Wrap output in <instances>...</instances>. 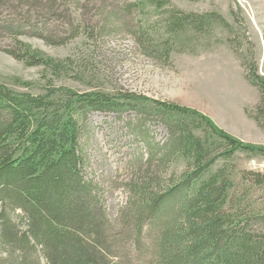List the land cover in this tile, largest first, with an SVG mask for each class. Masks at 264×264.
<instances>
[{
    "label": "rangeland",
    "instance_id": "1",
    "mask_svg": "<svg viewBox=\"0 0 264 264\" xmlns=\"http://www.w3.org/2000/svg\"><path fill=\"white\" fill-rule=\"evenodd\" d=\"M50 1L0 0V84L30 94L95 91L120 102L115 110L87 113L83 141L84 172L97 183L111 223L127 201L125 185L144 173L150 153L160 186L178 181L189 167L184 158L161 157L167 128L142 99L126 104L124 95L196 110L242 143L264 147V122L254 119L260 94L248 79L250 66L264 76V0H158L156 7L141 6L143 0H80L77 6L55 0L52 10ZM112 11L117 18L108 16ZM170 13L208 23L170 33ZM26 48L49 63L9 54ZM219 168L232 182L226 212L264 214V153L236 151L212 171ZM132 252L124 253L131 262L119 264H146ZM135 254L143 256V249Z\"/></svg>",
    "mask_w": 264,
    "mask_h": 264
},
{
    "label": "trees",
    "instance_id": "2",
    "mask_svg": "<svg viewBox=\"0 0 264 264\" xmlns=\"http://www.w3.org/2000/svg\"><path fill=\"white\" fill-rule=\"evenodd\" d=\"M108 16L117 18L113 11ZM189 17L170 13L165 27L175 33L208 23L201 16L188 23ZM9 54L30 63L50 61L29 48ZM249 69L260 94L254 119L262 123L264 76ZM122 98L145 102L169 132L161 157L184 158L189 167L178 181L160 186L150 153L144 173L125 185L127 201L111 223L97 183L84 172L83 141L87 113L115 110L120 102L95 91L30 94L0 84V264H119L121 258L131 262L127 249L146 264H264V214H228L232 182L223 168L212 171L218 159L236 151L264 153V147L242 143L196 110Z\"/></svg>",
    "mask_w": 264,
    "mask_h": 264
}]
</instances>
